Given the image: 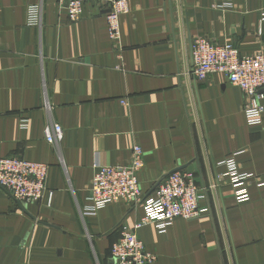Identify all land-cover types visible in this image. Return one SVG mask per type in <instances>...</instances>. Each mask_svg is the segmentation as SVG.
<instances>
[{
    "label": "crops",
    "instance_id": "1",
    "mask_svg": "<svg viewBox=\"0 0 264 264\" xmlns=\"http://www.w3.org/2000/svg\"><path fill=\"white\" fill-rule=\"evenodd\" d=\"M40 5L41 22L28 24ZM118 51L107 9L85 5L71 21L59 0H0V159L49 164L53 191L19 201L0 185V264H109L123 226L145 215L141 204L110 203L95 213L90 183L97 164L128 165L144 150V195L190 164L209 212L177 218L165 231L137 232L150 264H264V114L250 124L243 90L223 73L197 80V36L233 43L243 55L264 52V0H129ZM63 138L49 143L47 125ZM260 182L239 202L222 161Z\"/></svg>",
    "mask_w": 264,
    "mask_h": 264
},
{
    "label": "built area",
    "instance_id": "2",
    "mask_svg": "<svg viewBox=\"0 0 264 264\" xmlns=\"http://www.w3.org/2000/svg\"><path fill=\"white\" fill-rule=\"evenodd\" d=\"M97 1L107 9L108 35L118 51L121 45V16L130 10L129 0H59L71 21L81 19L85 5ZM40 5L28 9V24L37 26L41 22ZM264 17V11H263ZM194 70L197 80L206 79L212 73H223L226 79L239 86L245 96L244 112L250 124H260L264 114V52L251 55L241 54L233 43H218L204 36H197L192 43ZM45 138L55 143L63 138V127L59 123L47 125ZM227 171L221 178H228L239 202L250 198L249 186L261 182L254 173L240 171L234 156L228 157ZM145 166L144 150L135 144L132 160L128 165L97 164L90 183L91 204L87 213H95L110 203L127 201L141 204L145 215L134 227L123 226L121 237L112 245L109 264H150L156 254L147 250L137 230L147 224H154L160 231L177 218L193 219L209 212L208 206H201L203 188L198 184L195 171L176 168L159 183L153 194L144 195L139 173ZM49 164L30 161L19 157L0 159V185L19 201L39 202L47 197L51 205L53 191L48 189Z\"/></svg>",
    "mask_w": 264,
    "mask_h": 264
},
{
    "label": "water",
    "instance_id": "3",
    "mask_svg": "<svg viewBox=\"0 0 264 264\" xmlns=\"http://www.w3.org/2000/svg\"><path fill=\"white\" fill-rule=\"evenodd\" d=\"M106 12H107V11H106ZM195 166H196V165H195ZM195 166L193 167V166L190 165V164H186V165H184V166L181 167V168H187V169L190 170V171H194Z\"/></svg>",
    "mask_w": 264,
    "mask_h": 264
}]
</instances>
